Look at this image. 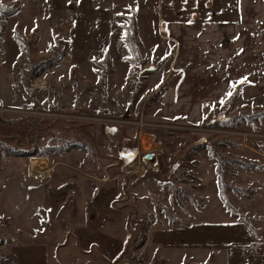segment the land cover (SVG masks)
Returning <instances> with one entry per match:
<instances>
[{"label": "rangeland", "instance_id": "1", "mask_svg": "<svg viewBox=\"0 0 264 264\" xmlns=\"http://www.w3.org/2000/svg\"><path fill=\"white\" fill-rule=\"evenodd\" d=\"M13 24L0 23V264H229L233 237L242 250L231 264H243L246 224L218 198L215 156L263 168L221 169V196L260 229L264 37L225 39L235 58L199 42L145 62L134 28L132 65L114 60L102 79L93 60L67 58L68 41L44 47L33 31L26 47ZM202 225L221 245L182 248Z\"/></svg>", "mask_w": 264, "mask_h": 264}, {"label": "crops", "instance_id": "2", "mask_svg": "<svg viewBox=\"0 0 264 264\" xmlns=\"http://www.w3.org/2000/svg\"><path fill=\"white\" fill-rule=\"evenodd\" d=\"M0 4L18 9L15 16L7 18L15 24L12 34L16 31L28 37L34 31L37 44L40 45L43 38L46 40L44 47L52 45L53 40L68 41L67 58L74 55L75 60L95 62L107 54L111 75L114 60L124 67L129 64L126 60L129 54L122 42L125 15L135 18L136 42L145 62L149 61V55L155 56L157 51L171 46L185 48L198 46L200 42L223 49L220 45L225 44L226 39L228 47L236 48L239 42L246 44L253 38L264 37V0H0ZM223 53L229 58L239 55L235 49H223ZM132 69L129 68L126 79ZM202 227L190 237L185 234L180 246L198 251L218 248L221 244L204 237L207 234L204 225ZM244 233L248 242L243 246L247 252L243 254V264H264V223L258 236L247 225ZM222 249L227 251L231 264L242 245L237 246L233 237Z\"/></svg>", "mask_w": 264, "mask_h": 264}, {"label": "trees", "instance_id": "3", "mask_svg": "<svg viewBox=\"0 0 264 264\" xmlns=\"http://www.w3.org/2000/svg\"><path fill=\"white\" fill-rule=\"evenodd\" d=\"M18 9H16L15 7H6L3 4H0V23H3L7 18L13 17L17 14ZM135 28V24H134V20L131 24L125 25L123 26L124 29V34L122 37V42L124 44V46L127 48L128 50V54L129 56L127 57V62H129L131 65L133 63L134 60V55H137V48L134 44V38L132 37V35L130 34V32L133 31V29ZM2 29L0 28V35H1V31ZM12 38L15 42L22 44L26 47L29 46V42L28 40H26L24 37H22L19 33H17L16 31L13 32L12 34ZM52 65V62L50 63ZM94 64L101 70L98 72V76L99 78H105L107 77V75H110L111 70H110V62H109V57L107 54H104L103 58L99 61H95ZM131 74V70L129 72V76ZM54 150V149H53ZM27 154V153H26ZM215 160L216 161V167H215V174H216V187H217V191H218V198L220 199V201L222 202V204L224 205V207L227 209V211H229L230 213H234L238 215V221L240 222H244L249 229L253 232V234L255 236H258L259 234V229L255 228L253 226V219L243 215L242 213L238 212L234 206L228 202L226 199L223 198V196H221V194L223 195V193H221V188H224V184H222V166L224 164V162H226V164H228L231 167H237V168H242L244 170H257V169H263L261 166H258L256 163L253 162H248L246 160H239V159H227L226 161L223 159H220L219 157L215 156ZM229 186V185H228ZM233 187H230V189H232ZM234 190V188L232 189ZM69 201L65 202L64 207L60 209V212H63L67 209V207L69 206ZM170 221H172L169 218ZM168 223H170L168 221Z\"/></svg>", "mask_w": 264, "mask_h": 264}, {"label": "water", "instance_id": "4", "mask_svg": "<svg viewBox=\"0 0 264 264\" xmlns=\"http://www.w3.org/2000/svg\"><path fill=\"white\" fill-rule=\"evenodd\" d=\"M143 161L149 168H154L157 158L154 154H147Z\"/></svg>", "mask_w": 264, "mask_h": 264}, {"label": "bare ground", "instance_id": "5", "mask_svg": "<svg viewBox=\"0 0 264 264\" xmlns=\"http://www.w3.org/2000/svg\"><path fill=\"white\" fill-rule=\"evenodd\" d=\"M143 143V142H142ZM147 144V143H146ZM38 161V159H33L32 163L34 164V166L36 167H33L32 168V173L33 174H39L40 176H44L45 172L43 171L44 168H39L37 167L38 165L36 164ZM36 170V171H35ZM47 173V172H46ZM30 175V174H29Z\"/></svg>", "mask_w": 264, "mask_h": 264}, {"label": "snow or ice", "instance_id": "6", "mask_svg": "<svg viewBox=\"0 0 264 264\" xmlns=\"http://www.w3.org/2000/svg\"><path fill=\"white\" fill-rule=\"evenodd\" d=\"M246 79V78H245ZM243 81H241V83H242ZM231 95H232V92L231 91H229V92H227L226 93V97H231ZM225 103V100H224V98H222L221 100H220V104L221 105H223Z\"/></svg>", "mask_w": 264, "mask_h": 264}]
</instances>
